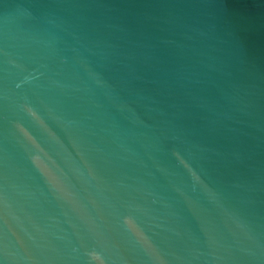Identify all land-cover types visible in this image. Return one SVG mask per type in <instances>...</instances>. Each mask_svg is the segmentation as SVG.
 <instances>
[{
	"label": "water",
	"instance_id": "95a60500",
	"mask_svg": "<svg viewBox=\"0 0 264 264\" xmlns=\"http://www.w3.org/2000/svg\"><path fill=\"white\" fill-rule=\"evenodd\" d=\"M0 264H264V0H0Z\"/></svg>",
	"mask_w": 264,
	"mask_h": 264
}]
</instances>
